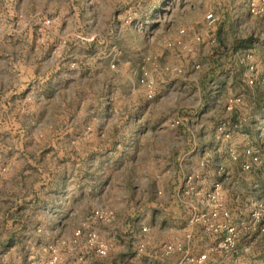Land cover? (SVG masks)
Returning <instances> with one entry per match:
<instances>
[{
    "label": "rangeland",
    "instance_id": "obj_1",
    "mask_svg": "<svg viewBox=\"0 0 264 264\" xmlns=\"http://www.w3.org/2000/svg\"><path fill=\"white\" fill-rule=\"evenodd\" d=\"M259 3L0 0V264H264Z\"/></svg>",
    "mask_w": 264,
    "mask_h": 264
},
{
    "label": "built area",
    "instance_id": "obj_2",
    "mask_svg": "<svg viewBox=\"0 0 264 264\" xmlns=\"http://www.w3.org/2000/svg\"><path fill=\"white\" fill-rule=\"evenodd\" d=\"M263 10H264V0H260V3L258 5L252 4L250 8V12L252 14H256ZM211 18H212V15H209L208 19H211ZM203 259H205V256L201 257L200 262H202Z\"/></svg>",
    "mask_w": 264,
    "mask_h": 264
}]
</instances>
